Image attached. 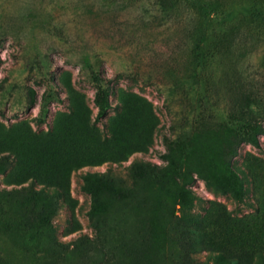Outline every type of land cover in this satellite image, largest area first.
Here are the masks:
<instances>
[{
    "label": "rangeland",
    "instance_id": "rangeland-1",
    "mask_svg": "<svg viewBox=\"0 0 264 264\" xmlns=\"http://www.w3.org/2000/svg\"><path fill=\"white\" fill-rule=\"evenodd\" d=\"M183 234L264 248V0H0V264H184Z\"/></svg>",
    "mask_w": 264,
    "mask_h": 264
},
{
    "label": "trees",
    "instance_id": "trees-1",
    "mask_svg": "<svg viewBox=\"0 0 264 264\" xmlns=\"http://www.w3.org/2000/svg\"><path fill=\"white\" fill-rule=\"evenodd\" d=\"M241 128H244L243 132L245 133L246 139L252 143L255 146L259 147V139L256 134V127H251L249 125L242 124L240 126ZM253 129V131H251ZM227 153V152H226ZM134 168L136 170L137 175H142L143 171L145 170H152L153 167H151L150 164H144V163H136L134 165ZM218 187L221 189L223 193L226 194H232L235 197H239L241 194L240 192V183L237 180V173L235 171L230 172L229 175H224L221 178L218 179ZM111 185V180H102V179H96L95 182L90 183L88 186H84V189L92 195L94 200H97L98 197L103 194L106 190H110L111 192H116V190L112 187L109 188ZM118 196L120 198H123V192L118 191ZM192 191L191 188H182L179 192V212L180 216L179 218L182 221H185V223L191 222H197L195 219L193 213L191 212V207L194 203V201L197 199ZM96 205H93L92 210L89 212V217L94 223V228L96 229V237L94 239H90L87 237L86 239L88 241H94L97 240V237H99V223L97 221L96 217ZM202 229V228H201ZM200 228H198L197 231H194L195 234H199L198 236H202L203 232ZM194 239H191L188 237V235L183 234L182 241H181V247L183 252V263L184 264H195L194 258H192L193 253H196L197 251L205 249L202 245H200V242H197L195 244ZM199 245V246H196ZM232 258L238 259V261L242 264H264V248H250V250H238V252H234L231 254ZM218 264H229L226 262V255L224 253H219V260Z\"/></svg>",
    "mask_w": 264,
    "mask_h": 264
}]
</instances>
